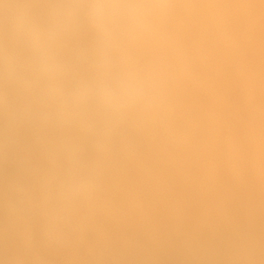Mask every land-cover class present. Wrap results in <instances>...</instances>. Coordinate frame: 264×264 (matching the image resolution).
I'll return each mask as SVG.
<instances>
[{
    "label": "clouds",
    "instance_id": "1",
    "mask_svg": "<svg viewBox=\"0 0 264 264\" xmlns=\"http://www.w3.org/2000/svg\"><path fill=\"white\" fill-rule=\"evenodd\" d=\"M212 8L0 0V160L14 167L22 140L32 160L23 180L8 179L6 208L32 246L80 244L94 222L143 211L200 158L207 128L186 110L185 85L238 46L231 15ZM252 79L258 90L260 73ZM246 123L259 144L264 102Z\"/></svg>",
    "mask_w": 264,
    "mask_h": 264
},
{
    "label": "rangeland",
    "instance_id": "2",
    "mask_svg": "<svg viewBox=\"0 0 264 264\" xmlns=\"http://www.w3.org/2000/svg\"><path fill=\"white\" fill-rule=\"evenodd\" d=\"M207 4L213 6L212 11H225L231 15L233 19L231 30L237 38L238 46L235 49L222 46L211 61L194 73L185 85L184 106L196 118L199 117L200 113L202 115L203 110H206V116L215 120L210 121L215 133L208 137H213L216 134L221 139L225 136H232L242 128L246 131L250 130L246 123L250 106L257 101L264 102V27L260 29L258 26L259 22H264V0H207ZM247 28H251L252 35L247 34ZM254 72H259L261 76L259 88L255 90L262 92L251 101L240 100L241 91L249 92L245 86L247 84L246 78L250 75L253 76ZM251 86H253V82ZM194 90L198 93L197 108H192V104L188 103ZM251 91L254 92L252 89ZM201 98L204 99L201 100ZM260 134H264V129H261L259 136ZM24 145L25 141L22 140L17 164L14 167L0 160V260L5 261V264H32V260L36 257H40L43 264H195L194 261L199 264H226L228 262L226 260L229 259L232 262L229 261L230 263L227 264H234V261L235 264H245L240 260L237 261L235 256L223 248L216 249L214 252L212 250L214 254H210V259L207 252L211 251H207L201 245L207 242V235L214 232L211 221L208 220L207 223L202 224L200 230L193 231L191 230L192 227H196L194 220L181 219L178 215L180 214L179 211L172 210L175 206L171 202L165 201L164 198L161 204L158 201L157 205L153 201L148 202L142 213L139 212L123 219L111 218V220L107 218L94 222L82 242L74 247L41 252L27 240L23 221L14 222L8 215L6 208L8 179L15 174L23 180L26 169L32 163ZM208 145L207 142L206 146ZM217 147L226 151L227 145H218ZM205 153L207 151L204 149L203 154ZM215 159V155L212 154L207 164L216 163ZM226 160L227 154L224 155V161H219L218 164H224ZM196 166L203 167V164L194 162L192 167ZM234 180L232 186L241 185L239 179ZM216 187L218 185L213 188ZM224 191L227 190L219 188L215 194H222ZM210 195L214 200V194L210 193ZM214 201L217 202V200ZM150 205H154L153 210L156 211H153ZM157 206L164 210L160 213L161 210H158ZM165 208H169V211ZM152 211L158 214L155 215L156 213ZM146 215H150V219ZM136 218L139 221L135 222ZM143 223L146 226H143ZM140 227L142 228L140 229ZM194 252H197L199 256L195 255ZM169 254L170 256H168Z\"/></svg>",
    "mask_w": 264,
    "mask_h": 264
},
{
    "label": "bare ground",
    "instance_id": "3",
    "mask_svg": "<svg viewBox=\"0 0 264 264\" xmlns=\"http://www.w3.org/2000/svg\"><path fill=\"white\" fill-rule=\"evenodd\" d=\"M203 2L207 3V0H203ZM258 26L261 29L264 27V22H259ZM247 34L252 35L251 28H247ZM252 77L253 76L250 75L246 78L247 84L245 86L249 89V92L241 91L242 96L240 97V100L251 101L256 97L257 94L262 92H256L254 87L251 86L253 82ZM251 89L254 92H252ZM189 98L190 100L188 103L192 104V108H197L198 104L196 102L198 99V93L194 90V93L191 94ZM185 99L186 98L183 96V103ZM203 99L204 98H201V100ZM200 110H202V108H200ZM198 119H200L202 123L207 124L205 125L207 126V142L209 144L205 147L207 153L202 154L198 159H194L186 175L177 177L166 188L162 189L159 196L150 200L149 202L151 203L153 201L156 204L158 201L161 204V201H164V199L169 203L171 202L175 206L174 209L172 208V210H178L180 213L178 215H180L181 219L194 220L196 227H192L191 230L193 231H197V229L200 230L202 224L207 223L206 221L208 220L211 221L214 232L211 235H207V242L201 245L202 248L205 247L207 251H211L207 252L208 257L216 249L218 250L223 248L228 250L232 256H235L237 261L240 260L245 264H264V134H260L259 144H253L250 140V130L246 131L243 130V128L229 137L225 136L224 138L219 139V136L216 134L213 137H208L214 135L215 133L213 125L210 124V121L215 120H212L206 116V110L202 111V115L200 113ZM218 145H227L226 151L222 148H218ZM212 154L215 155V160L217 162L213 164H207ZM225 154H227V160L225 163L218 164L219 161H224ZM194 162L203 164V167H198V165L193 168L192 165ZM234 179H239V183L241 185L237 184L232 186L233 182H235ZM215 185H218V187L213 188ZM219 188H221V190L227 191L216 195L215 192L218 191ZM210 193L214 194V200H217V202L213 200ZM153 206L154 205H150L152 210ZM149 210L151 211L150 208ZM158 210H161V213L164 209L159 208ZM167 210L169 211V208ZM157 214L158 213L155 215ZM147 217L149 218L150 215ZM136 219L137 220H135V222L139 221L138 218ZM147 219L145 220L149 221ZM143 226L146 225L143 223ZM101 228L104 229L105 227ZM141 228L142 227H140V229ZM114 232L116 231L114 230ZM106 233L108 232L106 231ZM122 234L124 233L122 232ZM149 240L151 241L152 239ZM127 243L129 242L127 241ZM166 243L168 242L166 241ZM168 244L170 245V243ZM168 244H166V246ZM145 248L147 247L145 246ZM167 249L169 250L170 248ZM181 254L183 253L181 252ZM194 254L199 256L197 252H194ZM168 256H170V254ZM158 257L160 256L158 255ZM213 257L214 256H212V258ZM223 258L224 256L222 259ZM226 261H228L227 263L232 262L230 259ZM194 263L199 264L197 261H194Z\"/></svg>",
    "mask_w": 264,
    "mask_h": 264
}]
</instances>
